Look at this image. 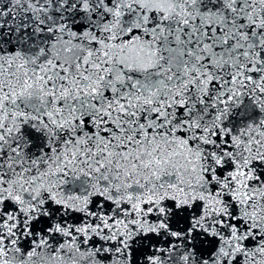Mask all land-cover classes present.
Returning a JSON list of instances; mask_svg holds the SVG:
<instances>
[{
  "label": "snow or ice",
  "instance_id": "6c2138e0",
  "mask_svg": "<svg viewBox=\"0 0 264 264\" xmlns=\"http://www.w3.org/2000/svg\"><path fill=\"white\" fill-rule=\"evenodd\" d=\"M0 264H264V0H0Z\"/></svg>",
  "mask_w": 264,
  "mask_h": 264
}]
</instances>
